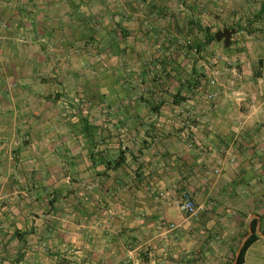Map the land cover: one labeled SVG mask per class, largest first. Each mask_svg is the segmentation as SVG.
Instances as JSON below:
<instances>
[{"label":"crops","instance_id":"0c3cea01","mask_svg":"<svg viewBox=\"0 0 264 264\" xmlns=\"http://www.w3.org/2000/svg\"><path fill=\"white\" fill-rule=\"evenodd\" d=\"M0 43V264H233L253 220L258 263L264 0H0Z\"/></svg>","mask_w":264,"mask_h":264},{"label":"built area","instance_id":"2783aa9c","mask_svg":"<svg viewBox=\"0 0 264 264\" xmlns=\"http://www.w3.org/2000/svg\"><path fill=\"white\" fill-rule=\"evenodd\" d=\"M2 27H5L2 25ZM173 206L176 210L185 218L196 219L199 215V208L195 204L191 195L186 191L180 192L177 199L174 200ZM176 226L174 224H169L167 230L174 231Z\"/></svg>","mask_w":264,"mask_h":264},{"label":"rangeland","instance_id":"374dc122","mask_svg":"<svg viewBox=\"0 0 264 264\" xmlns=\"http://www.w3.org/2000/svg\"><path fill=\"white\" fill-rule=\"evenodd\" d=\"M1 25H4V24H1ZM182 41L184 42L185 46H187V47L189 46V47H191V49L195 48L194 47L195 41L193 39H191V38H189V39L183 38ZM0 45H1V43H0ZM195 52H196V50L193 51V53H195ZM0 53H1V46H0ZM1 59H2V57H1V54H0V65L2 64ZM0 68H1V66H0ZM197 219H198V217L196 219H191V220L196 221ZM259 246H260V248H258V249H255V248L252 249V251H251L252 255L251 256L253 257V261L258 262L257 264H264V243L260 244ZM260 256H261V258H260Z\"/></svg>","mask_w":264,"mask_h":264},{"label":"water","instance_id":"95a60500","mask_svg":"<svg viewBox=\"0 0 264 264\" xmlns=\"http://www.w3.org/2000/svg\"><path fill=\"white\" fill-rule=\"evenodd\" d=\"M230 37H231V32L228 30H223L222 32H218L215 35V40L217 42L223 41V44L225 47L229 46V42H230ZM252 231L249 228L248 234L245 236V238L243 239L240 247L238 248L237 252L235 253V257H234V263L233 264H238V260H239V256L241 254V249L245 243V241L247 240V238L251 235Z\"/></svg>","mask_w":264,"mask_h":264},{"label":"trees","instance_id":"16d2710c","mask_svg":"<svg viewBox=\"0 0 264 264\" xmlns=\"http://www.w3.org/2000/svg\"><path fill=\"white\" fill-rule=\"evenodd\" d=\"M207 42L211 43L214 42V38L213 37H209L207 38ZM250 229L252 231L251 235L247 238V240L245 241L242 249H241V254L239 256V260H238V264H242L243 263V257L244 254L246 252V250L257 241L258 239V234L256 233V221L253 220L250 224ZM245 236V235H244Z\"/></svg>","mask_w":264,"mask_h":264}]
</instances>
